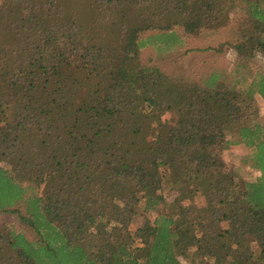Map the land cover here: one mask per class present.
<instances>
[{"label": "trees", "instance_id": "1", "mask_svg": "<svg viewBox=\"0 0 264 264\" xmlns=\"http://www.w3.org/2000/svg\"><path fill=\"white\" fill-rule=\"evenodd\" d=\"M90 3L0 0V264H264V0ZM240 9L232 71L142 62Z\"/></svg>", "mask_w": 264, "mask_h": 264}, {"label": "rangeland", "instance_id": "2", "mask_svg": "<svg viewBox=\"0 0 264 264\" xmlns=\"http://www.w3.org/2000/svg\"><path fill=\"white\" fill-rule=\"evenodd\" d=\"M89 1L91 2V0H66V4L71 7L82 8L85 4L90 5ZM237 11L239 13L238 16H232L234 18L233 22L226 29L214 36L208 38H190L182 46H176L169 51L160 50L158 42L149 44L141 53L142 62L146 65L160 66L168 74L184 73L186 75L199 76L216 70L232 71L235 68L237 58L235 51L230 46L225 45L222 51H205V49L215 48L221 50L220 46L222 44L235 41L234 38L237 35L238 26L244 18L242 16L243 10ZM255 67L264 70V59L259 64H256ZM257 103L261 107L260 121L264 125V100L258 98ZM170 116L168 115L167 117L169 118ZM249 153V150L244 146H232L222 152L223 159L227 163V169L233 173L236 172L242 181L247 182L254 181L260 175L259 171L244 163V159ZM195 202L202 206L204 200L198 197ZM1 218L7 224L19 225V220L10 214H2ZM153 219L154 214L145 216L140 213L131 225V230L135 232L138 228L143 227L148 220ZM26 235L30 239L35 238L34 234L29 231L26 232ZM182 262L183 264H187V261L183 259ZM198 263H201V261Z\"/></svg>", "mask_w": 264, "mask_h": 264}]
</instances>
